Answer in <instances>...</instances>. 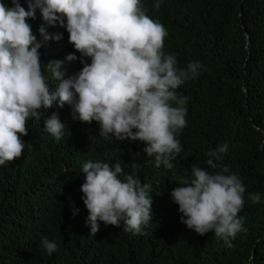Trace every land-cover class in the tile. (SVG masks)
<instances>
[{
	"label": "trees",
	"instance_id": "obj_1",
	"mask_svg": "<svg viewBox=\"0 0 264 264\" xmlns=\"http://www.w3.org/2000/svg\"><path fill=\"white\" fill-rule=\"evenodd\" d=\"M0 2L13 7L12 0ZM19 3L28 9L27 0ZM140 3L167 30L164 53L174 55L180 68L202 65L198 76L176 89L187 102L174 167H156L141 141L101 136L97 122L74 120L68 104L39 109L40 118L29 119L28 134L21 136L22 156L0 165V264H264V0H162L159 9L156 0ZM27 22L41 43V69L49 80V61L63 62L65 79L91 63L68 42L66 27L48 25L39 9ZM42 25L61 39L45 42ZM69 54L76 59L66 60ZM58 83L50 81V91ZM53 112L66 126L59 140L45 128ZM224 143L220 167L210 168L207 153ZM88 161L120 163L121 180L139 166L134 175L151 186L153 213L141 234L126 232L123 221L119 227L98 221L99 231L90 233L80 191ZM225 165L246 189L238 214L243 230L230 238L231 248L212 231L201 236L188 229L170 196L193 166L214 174ZM250 193H260L261 202L253 204ZM44 239L56 242L57 250L49 254Z\"/></svg>",
	"mask_w": 264,
	"mask_h": 264
},
{
	"label": "clouds",
	"instance_id": "obj_2",
	"mask_svg": "<svg viewBox=\"0 0 264 264\" xmlns=\"http://www.w3.org/2000/svg\"><path fill=\"white\" fill-rule=\"evenodd\" d=\"M161 2L156 0L154 7L159 9ZM27 3L25 10L19 0H12L13 7L0 2V165L22 156L21 136L28 134L29 119H39L38 110L51 108L55 101L60 108L70 105L74 120L97 122L101 136L143 142L145 156L154 157L156 167L171 170V161L182 150L176 133L186 126L187 97L176 89L198 76L202 65L197 61L180 68L174 55L164 53L167 30L145 14L140 0ZM37 9L48 25L66 27L68 42L91 58L78 74L65 79L63 62L56 60L46 66L52 80L44 75L41 43L27 22L35 19ZM38 31L45 42L61 39L59 34H48L43 25ZM75 59L71 54L66 57ZM50 81H59L54 92ZM65 127L55 112L45 120L46 132L57 140ZM227 150L224 143L209 151L205 163L212 169L220 167L216 161ZM132 167L135 171L139 166ZM123 171L120 163L88 161L82 166L85 179L80 191L89 213L86 226L93 235L99 231L98 221L116 227L123 221L126 232L141 234L142 226L152 220L151 186L142 185L134 171L121 180ZM177 182L180 186L170 196L183 214L181 222L201 236L212 231L226 247H233L230 238L243 230L238 214L246 189L240 177L230 174L226 165L214 174L193 166L191 177ZM249 199L260 203L261 195L250 193ZM42 243L49 254L57 250L54 241Z\"/></svg>",
	"mask_w": 264,
	"mask_h": 264
}]
</instances>
